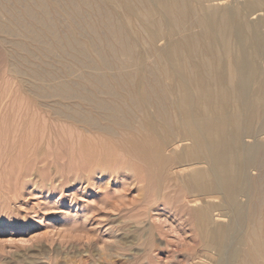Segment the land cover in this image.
I'll return each mask as SVG.
<instances>
[{"label":"bare ground","instance_id":"obj_1","mask_svg":"<svg viewBox=\"0 0 264 264\" xmlns=\"http://www.w3.org/2000/svg\"><path fill=\"white\" fill-rule=\"evenodd\" d=\"M23 2L14 11L0 0L8 16L1 41L14 22L25 32H16V61L25 62L27 47L58 56L49 70L31 68L51 84L25 86L53 110L43 136L52 150L42 161L78 156L85 188L108 179L117 189L137 186L148 205L172 207L197 244L190 264L213 254L219 264H264V16L249 19L264 0ZM10 69L22 73L20 63ZM51 98L58 102H41ZM27 117L15 140L19 158L43 135L35 115L27 131Z\"/></svg>","mask_w":264,"mask_h":264},{"label":"rangeland","instance_id":"obj_2","mask_svg":"<svg viewBox=\"0 0 264 264\" xmlns=\"http://www.w3.org/2000/svg\"><path fill=\"white\" fill-rule=\"evenodd\" d=\"M8 4L14 11H17L15 8L20 11L24 2L23 0H9ZM250 13L251 21H258L261 16H264L263 10L256 11L251 16ZM6 15L0 7L1 23L7 22L8 16ZM62 17L59 19L64 20ZM33 23L35 22H30L29 25L35 30L37 25L34 26ZM11 24L12 31H15L14 34L11 31L12 35L2 34V37L8 40L7 43L0 39V101L4 97L0 103V264H190L196 262L192 258L197 244L192 241L191 229L181 219V216L170 211L172 207L166 208L162 204L148 205L152 203L144 201L142 194L137 192L139 191L137 186H133L131 190L126 187L117 189V186H107L108 179L103 180L106 187L102 183V187L98 188L96 183L97 187L94 184L85 188L88 171L85 167L79 168L78 165L81 166L83 161L78 156L69 160L67 156L65 159L61 155L63 158L60 163L53 162L48 165L42 161L47 151L52 150L44 141L43 136L44 131L47 132L48 123H51L49 116L53 110L50 108L46 110L47 108L35 102L25 86L30 83H43L42 80L38 82V79L33 78L31 68L38 65L40 69L49 70L50 66L56 65L58 56L54 54L48 57L52 58L51 60L44 59L41 52L27 47L28 54L23 59L25 62L16 61L17 56L13 43L15 44L25 32L17 23L11 22ZM13 27H17V30ZM16 32L23 34L19 33L21 36H17ZM15 36L16 39H13L12 37ZM8 47H12V50ZM6 52L12 54V58L8 57L9 54L7 55ZM29 52H31L30 56ZM31 55L38 60L32 59L34 57ZM39 61H45V64ZM19 63L22 68L21 74L25 73L27 77L18 74L16 78V75L12 73L10 68ZM24 66L29 71L26 72ZM56 81L59 82L60 79ZM44 83L51 84L52 82ZM51 101L52 103L58 102L56 98L41 100L44 104ZM34 115L36 116L35 124L37 123L34 128L42 132L40 136L43 135L40 140L32 144L33 151L31 150L26 157L23 156L20 159V150L16 142L19 129L22 128L19 123L23 117L28 116L29 125L27 124V127H31H26V129L29 132L34 130L32 124L29 123ZM30 122L32 123V120ZM13 136L14 141H12ZM248 140L254 143L253 139L248 138ZM60 147L62 146L53 149L59 152ZM17 159L23 160L22 163ZM72 165L73 167L70 168ZM113 189L117 193L112 192ZM119 192H122V195ZM113 196H116V199ZM219 199V202L223 203L225 196L221 194ZM116 200L118 203H115ZM243 200L246 199L243 198ZM143 201L146 203L144 204ZM229 246L232 247V245ZM219 257L218 254H213L212 258L203 259V264H209V262L219 264Z\"/></svg>","mask_w":264,"mask_h":264}]
</instances>
